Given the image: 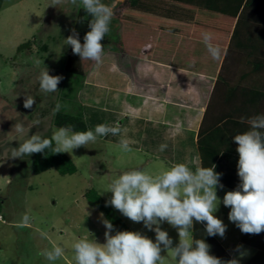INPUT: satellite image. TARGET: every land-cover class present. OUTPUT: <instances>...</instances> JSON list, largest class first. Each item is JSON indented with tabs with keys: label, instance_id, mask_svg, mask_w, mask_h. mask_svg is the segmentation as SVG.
Segmentation results:
<instances>
[{
	"label": "rangeland",
	"instance_id": "374dc122",
	"mask_svg": "<svg viewBox=\"0 0 264 264\" xmlns=\"http://www.w3.org/2000/svg\"><path fill=\"white\" fill-rule=\"evenodd\" d=\"M103 2L112 4L114 0ZM50 3L51 0H0V160L4 161L0 165V264H50L40 253L54 245L65 249L55 264H75L72 245L78 238L89 235V231L98 243L105 242V218L88 204L86 191L96 190L106 202L111 193H101L123 171L142 168L155 176L169 168L146 151L131 147V152H123L118 144L101 137L89 148L75 149L73 158L65 153L77 169L70 175L53 169L34 175L33 154L25 159L7 158L8 148L18 147L33 134L51 137L58 129L51 122L57 103L61 105L59 111L81 116L78 92L84 89L82 80L64 69L69 47L64 46V39L72 35L77 9L70 3L48 7ZM116 24L113 16L107 34L112 44L116 43ZM45 66L49 75L63 77L58 91L47 97L39 92L37 82ZM25 95L35 98L31 109L23 107ZM18 119L24 120L26 127L21 134L13 130ZM35 119L41 120L40 125L29 129L28 123ZM114 210L131 231H139L155 242L154 231ZM24 214L31 217L27 225L21 224ZM161 228L176 246L177 230L166 222ZM162 255L166 256L165 264H175L169 253Z\"/></svg>",
	"mask_w": 264,
	"mask_h": 264
},
{
	"label": "clouds",
	"instance_id": "9594fccd",
	"mask_svg": "<svg viewBox=\"0 0 264 264\" xmlns=\"http://www.w3.org/2000/svg\"><path fill=\"white\" fill-rule=\"evenodd\" d=\"M62 3H70L77 11L82 9L90 17L87 23L89 31L84 35L83 43L79 33L72 29V35L64 39V46H71L73 54L78 55L81 61L101 64L104 56L102 41L111 31L114 16L112 7L103 0H51L48 7ZM203 39L211 55L217 57L219 49L211 45L210 35L205 33ZM62 79V76L49 75L45 66L37 77L39 92L44 97L57 92ZM34 103V96L25 95V109H31ZM60 108L57 103L54 112ZM40 123V119H35L27 127L30 129ZM240 123L246 124L248 130L232 137L239 157L237 175L240 184L236 190L226 192L222 201L218 198L217 188L223 185L215 165L193 168L186 163H175L155 176L142 168L123 171L101 193H111L105 206H112L133 223L142 222L146 229L155 232V242L139 231H116L110 220L102 219L106 229L105 242L98 243L89 231V235L78 238L72 245L75 264H165L166 256L162 252L169 253L175 264H240L238 258L223 261L210 254V245L204 238L196 239L192 235L195 225L203 223L207 236H225L227 226L214 215L221 202L230 208L228 219L242 233L264 232V114L241 117ZM25 128L24 120L18 119L13 125L17 134L23 133ZM109 135H121L119 123L99 124L94 131H77L74 125L67 124L54 130L50 138L39 134L29 136L18 147L8 148L10 154L7 158L25 159L35 153L46 154L45 150L51 154L67 153L73 158L75 149L89 148L98 142L99 137ZM118 147L123 152L132 151L130 142L124 138L120 139ZM165 147L161 145L160 150ZM3 163L0 160V165ZM30 220L31 217L24 214L21 224L27 225ZM165 222L178 232L179 242L174 247L167 231L161 228ZM64 254L65 249L59 245L40 253L50 264H55Z\"/></svg>",
	"mask_w": 264,
	"mask_h": 264
},
{
	"label": "crops",
	"instance_id": "0c3cea01",
	"mask_svg": "<svg viewBox=\"0 0 264 264\" xmlns=\"http://www.w3.org/2000/svg\"><path fill=\"white\" fill-rule=\"evenodd\" d=\"M123 1L107 4L114 9ZM160 53L161 58L184 57L174 52ZM257 53L264 54V40H258ZM219 69L220 66L209 77L200 68L173 67L110 52L96 72L114 71V79L104 84L95 79L96 72L87 80L81 79L84 89L78 92L80 115L87 130H94L99 124L119 123L120 136L101 138L115 144L124 138L130 142V147L146 151L169 167L186 163L195 168L200 166L199 129L211 99L205 128L211 131L213 149L219 152L214 165L215 171L221 174L223 187L217 188V196L222 201L226 192L236 190L240 184L237 144L232 139L248 130L246 124L240 123V118L264 114V73L253 72L252 67L243 65L231 66L225 70L226 85L215 87ZM161 145L166 146L163 151ZM229 212L230 208L222 205L219 214L214 213L227 226L225 236L217 235V240L230 259L238 258L240 264H264V253L240 243L243 233L229 221Z\"/></svg>",
	"mask_w": 264,
	"mask_h": 264
},
{
	"label": "trees",
	"instance_id": "16d2710c",
	"mask_svg": "<svg viewBox=\"0 0 264 264\" xmlns=\"http://www.w3.org/2000/svg\"><path fill=\"white\" fill-rule=\"evenodd\" d=\"M113 12L118 24L116 43L112 44L105 36L102 41L103 58L110 52H116L133 59L166 63L173 67L200 68L209 77L220 66L215 87L226 85L228 81L225 79V70L231 66L243 65L252 67L253 72L264 73V54L257 53L258 40H264V0H124L114 7ZM89 19L82 9L77 11L73 29L79 33L81 43L89 31ZM205 33L210 35L211 45L219 49V55L215 58L204 42ZM162 51L178 53L184 57H158ZM99 65L90 60L81 61L78 55L73 54L71 46L68 47L64 66L67 73L87 80L94 75ZM96 74L95 79L104 84L114 79V71ZM210 106L211 99L197 141L200 166L204 167H212L219 156L210 140L211 131L205 128ZM51 122L57 128L72 124L77 131H87L82 116L58 111L53 113ZM45 153L33 154L34 175L52 169L61 175L76 173L74 163L65 153L51 154L47 150ZM84 197L91 207L112 222L116 231H131L112 207L105 206V201L96 190H87ZM204 228L202 223L196 224L193 237L204 238L210 245V254L223 261L230 260L217 238L207 236ZM240 243L264 253V232L243 233Z\"/></svg>",
	"mask_w": 264,
	"mask_h": 264
},
{
	"label": "built area",
	"instance_id": "2783aa9c",
	"mask_svg": "<svg viewBox=\"0 0 264 264\" xmlns=\"http://www.w3.org/2000/svg\"><path fill=\"white\" fill-rule=\"evenodd\" d=\"M0 219H1V216H0Z\"/></svg>",
	"mask_w": 264,
	"mask_h": 264
}]
</instances>
